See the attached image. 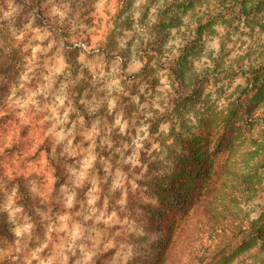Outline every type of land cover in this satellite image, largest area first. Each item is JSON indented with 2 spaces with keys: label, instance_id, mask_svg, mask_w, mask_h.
Masks as SVG:
<instances>
[{
  "label": "rangeland",
  "instance_id": "rangeland-1",
  "mask_svg": "<svg viewBox=\"0 0 264 264\" xmlns=\"http://www.w3.org/2000/svg\"><path fill=\"white\" fill-rule=\"evenodd\" d=\"M220 6L0 0V264L153 263L164 233L151 212L158 182L183 181L182 158L203 146L229 158L218 209L226 221L191 245L184 237L170 264L210 261L260 217L264 88L259 100L242 88L252 70L264 72V0L222 9L231 23L213 18ZM164 9L183 23L157 26ZM199 13L209 15L202 38ZM169 64L187 82L211 76L185 100ZM240 101L253 105L248 121ZM233 264H264V247Z\"/></svg>",
  "mask_w": 264,
  "mask_h": 264
},
{
  "label": "trees",
  "instance_id": "trees-1",
  "mask_svg": "<svg viewBox=\"0 0 264 264\" xmlns=\"http://www.w3.org/2000/svg\"><path fill=\"white\" fill-rule=\"evenodd\" d=\"M219 1L221 2L220 10L213 18L221 17L222 21L231 23L233 20H230L227 14L222 12V9L239 8L238 12L240 13L246 9V4L249 0ZM192 3V1H189L190 6H192ZM209 4L213 6L214 12L219 9L212 3ZM159 14H161L157 23L159 27L164 26L168 19H170V22H168L170 24L176 19L177 25L183 23L179 14H177V17L168 16L165 9ZM207 16L209 15H206V13H199L196 20V34L200 38H202L204 28L209 27V24L206 25L204 23V19ZM238 16L236 13L232 14L230 18L238 19ZM184 48L186 47L182 46L179 50L182 51ZM169 68L172 70L175 88L181 98L185 100L189 99L193 91L211 76V70L206 69L200 75L195 74L192 81L187 82L183 79V74L177 66L169 64ZM229 70H232V68H229ZM238 71H240L238 73L244 75L248 73L245 69ZM251 72L247 76L246 85L242 88V94H252L255 100H259L258 98L264 88V72L262 76L254 75L257 74L254 70ZM187 86H190V90L186 89ZM258 90L259 92L255 94ZM240 103L246 113L243 119L248 121L253 105L244 101H240ZM230 125H232V121L229 116L224 120V129L218 141V149L223 145V136H225V132L228 131ZM217 156L218 153H211L207 146L195 148L191 154L182 158L184 161L183 170L188 169L189 172L183 181L180 183L173 181L171 184H166L161 180L158 182L160 185L158 193L159 205L153 208L151 212L154 213L153 218L156 217L155 219L159 222L160 228L163 227L164 233L163 236H159L157 239L158 250L157 253H153L155 261L153 263L149 261V264H170L172 256L176 254V248L178 252V246L184 237H186L184 241L187 246L191 245L192 239L197 233L204 231L206 225L210 224L209 228L216 229L218 226L216 227L215 225H220L226 221V216L218 209L222 207V201L219 199L225 192L224 184L226 181H224V176L230 173L231 170L229 169V158H219L217 160ZM247 181L254 182L253 179H247ZM256 246L264 247V212L259 218L250 221L246 225L237 226L232 233L230 242L219 250L210 261H202V264H233L236 259L242 257ZM149 259L150 256L146 257L143 264H146ZM178 262L179 260L177 259Z\"/></svg>",
  "mask_w": 264,
  "mask_h": 264
},
{
  "label": "built area",
  "instance_id": "built-area-1",
  "mask_svg": "<svg viewBox=\"0 0 264 264\" xmlns=\"http://www.w3.org/2000/svg\"><path fill=\"white\" fill-rule=\"evenodd\" d=\"M83 46H85L86 47V45L83 43Z\"/></svg>",
  "mask_w": 264,
  "mask_h": 264
}]
</instances>
